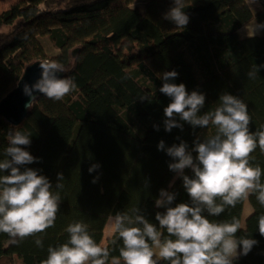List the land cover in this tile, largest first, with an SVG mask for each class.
<instances>
[{
	"label": "trees",
	"instance_id": "1",
	"mask_svg": "<svg viewBox=\"0 0 264 264\" xmlns=\"http://www.w3.org/2000/svg\"><path fill=\"white\" fill-rule=\"evenodd\" d=\"M142 2L139 8L136 0H0V99L36 60L62 64V78L76 85L61 101L36 98L19 125L0 117V159L10 131L30 132L31 143L21 147L37 159L20 170H37L61 197L54 227L18 243L0 233V264H14V258L21 264H42L49 246L67 241L66 228L74 222L85 223L102 245L107 220L134 206L158 227L155 215L165 211L155 205L161 189L175 194L170 206L191 204L182 177L168 167L174 161L166 149L183 141L195 159L194 143L214 129L193 127L174 116L182 128L165 131L164 108L171 97L159 90L164 72L178 74L168 82L204 94L198 115L228 93L247 105L249 131L264 126V29L254 36L238 33L252 19L264 24V0L254 4V13L245 0H184L189 22L183 30L164 19L173 0ZM254 65L258 73L250 78ZM161 140L164 149L157 147ZM250 163L264 171L259 147ZM94 164L99 167L89 172ZM58 173L64 177L62 189L55 188ZM184 174L194 175L190 168ZM245 201L250 212L243 219ZM262 214L255 195L218 216L203 213L214 222L237 218L242 229L236 236L257 241L234 264H264V236L257 226ZM104 245L111 264L122 242L113 244L108 238Z\"/></svg>",
	"mask_w": 264,
	"mask_h": 264
},
{
	"label": "clouds",
	"instance_id": "2",
	"mask_svg": "<svg viewBox=\"0 0 264 264\" xmlns=\"http://www.w3.org/2000/svg\"><path fill=\"white\" fill-rule=\"evenodd\" d=\"M245 3L251 7L259 0H245ZM173 5L164 14V19L172 21L177 30H183L189 22L183 9L189 5L184 0H173ZM260 29H264V24L255 23L248 31L249 36L256 35ZM39 66L42 70L40 78L31 87L24 85L25 94L32 97L26 108L33 107L34 90L50 100L61 101L76 86L69 78L57 77V72L66 71L62 64L46 60ZM257 73L258 66L254 65L247 75L255 78ZM177 75L173 70L161 76L165 82L159 90L171 97V102L164 108L165 131L182 128L174 116L193 127L214 129L203 142L194 143L195 159L183 141L166 149L174 161L168 167L182 177L191 204L182 202L170 206L175 194L161 189L155 205L165 211L155 215L158 227L140 214L136 206L128 212L115 214L110 218L108 236L113 244L121 241L122 246L119 257H113L111 264H158L160 260L168 264H234L257 243L254 239L236 236L242 229L237 218L214 222L203 213L218 216L250 195H255L264 207V183L261 182L264 171L250 163L251 154L257 147L264 153V126L255 133L249 131L251 117L247 105L228 93L220 95L216 107L198 115L204 106V94L195 90L189 93L183 83L168 82ZM30 135V132L10 131L4 158L0 159V233H6L13 243L54 227L61 200L59 193L53 192L47 177L32 168L20 170V165L37 159L21 147L31 143ZM157 147L164 149V142L161 140ZM98 167V164L90 166L89 172ZM186 168L192 170L191 178L184 174ZM5 171L8 174H2ZM57 175L55 188L62 189L64 177L60 173ZM257 226L260 235L264 236V214L258 217ZM66 232L67 241L56 247L49 246L42 264H109V247L98 244L85 223H71ZM35 243L38 247L43 246L41 239H36Z\"/></svg>",
	"mask_w": 264,
	"mask_h": 264
},
{
	"label": "water",
	"instance_id": "3",
	"mask_svg": "<svg viewBox=\"0 0 264 264\" xmlns=\"http://www.w3.org/2000/svg\"><path fill=\"white\" fill-rule=\"evenodd\" d=\"M46 60H36L28 64L21 76L19 77L16 85L8 91L0 99V117H3L7 122L12 125H19L27 116L29 108L26 104L32 99L24 92V85L27 84L31 87L41 76V68L39 64ZM62 72H57L56 75L62 78ZM32 95L36 98L44 97L38 91H33Z\"/></svg>",
	"mask_w": 264,
	"mask_h": 264
},
{
	"label": "rangeland",
	"instance_id": "4",
	"mask_svg": "<svg viewBox=\"0 0 264 264\" xmlns=\"http://www.w3.org/2000/svg\"><path fill=\"white\" fill-rule=\"evenodd\" d=\"M136 6H138L139 8H142L143 7V2L142 0H136ZM254 4L252 6V9H253V13L255 12L254 10ZM255 20L252 19L250 20L249 22L245 23L244 25H242V27H240V29L238 30V33L240 35V37H246V36H249L248 34V31L250 32L252 27L255 25ZM257 24V23H256ZM260 34V30L257 31L256 35H259ZM45 45L46 46H49V44L44 41ZM52 50V49H51ZM250 212V206L248 204L247 201H245L244 203V208H243V219L245 218V216ZM109 229H110V218L107 220L106 224H105V227H104V230H103V239H102V242L101 244L104 245L107 241V239L109 238L108 236V233H109ZM13 262L14 264H21V261L18 260L17 258H14L13 259Z\"/></svg>",
	"mask_w": 264,
	"mask_h": 264
}]
</instances>
